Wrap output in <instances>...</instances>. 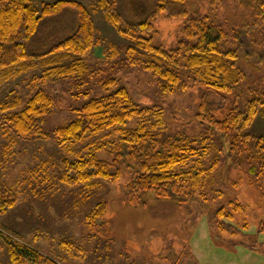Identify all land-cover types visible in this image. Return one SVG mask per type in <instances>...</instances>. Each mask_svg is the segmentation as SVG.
<instances>
[{
  "label": "rangeland",
  "instance_id": "374dc122",
  "mask_svg": "<svg viewBox=\"0 0 264 264\" xmlns=\"http://www.w3.org/2000/svg\"><path fill=\"white\" fill-rule=\"evenodd\" d=\"M61 0H32L38 9ZM91 11L98 45L87 57L89 72L82 78H51L34 82L44 68L34 69L0 86V103L14 102L18 97L24 108L33 94L43 89L55 96V107L48 116L44 131L48 140H22L10 128L4 130L0 119V182L9 184L18 196L16 206L0 216V231L14 240L39 250L59 264H264V181L255 182L245 153L232 151L230 141L218 140L220 164L201 196L186 203L158 200L153 193L134 198L129 186L137 176V167L124 163L122 177L112 183L99 180L96 187H69L60 182L62 161L87 155L89 148L106 141L115 142L114 130L91 136L77 145L58 147L54 132L77 120L73 111L87 98L103 96L116 88L102 89L98 80L114 75L119 85L127 88L141 106L157 105L165 110L166 130L184 132L199 137L204 129L196 115L203 101L213 103L222 112L245 110L251 100L245 95L264 92V22L253 25L255 16L237 1L218 2L215 14L229 19L240 29L236 43L244 72L239 89L222 97L207 90L191 76H183L187 89L172 94L163 93L162 82L140 68L114 73L112 68L122 62L131 42L120 36L97 8L98 0H75ZM124 23H141L151 18L157 0H110ZM152 20L153 41L165 50L175 48L183 40V30L195 15H214L213 0H188L184 7L171 6ZM164 4V3H162ZM185 9L187 16L172 17L174 11ZM73 11L46 20L29 46L32 53H42L51 44L49 35L61 31L69 37L75 31ZM114 46L119 56L113 60L109 48ZM67 61L65 64H69ZM82 93L81 95H78ZM136 127L135 121L128 125ZM241 132L264 137V116L258 115ZM100 159L112 161L104 152ZM212 157V155H211ZM211 157L204 161L208 166ZM133 199V202L131 200ZM231 202L243 207L234 221L226 220L221 229L215 213ZM99 203H107L104 221L90 228L87 217ZM0 264H11L6 246L0 251Z\"/></svg>",
  "mask_w": 264,
  "mask_h": 264
},
{
  "label": "trees",
  "instance_id": "16d2710c",
  "mask_svg": "<svg viewBox=\"0 0 264 264\" xmlns=\"http://www.w3.org/2000/svg\"><path fill=\"white\" fill-rule=\"evenodd\" d=\"M187 1L172 0L170 5L184 7ZM227 1L234 0H213L214 15L193 16L183 30L184 39L175 48L165 50L154 44L152 20L169 6L166 0H157L151 18L137 24L123 22L115 10V1L98 0V10L120 36L131 42L122 62L112 68L113 72L140 68L158 78L166 94L184 92L187 89L183 80L185 75L220 97L236 93L245 76L238 67L237 48L232 47L236 43L230 41L239 40L241 31L229 19L221 21L215 14L218 2ZM235 1L240 8L253 12L254 26L259 21L264 22V0ZM68 11H73L76 17L74 33L65 38L60 37L61 31H53L49 35L51 44L45 51L30 52L29 46L42 24ZM170 16L185 17L187 11H174ZM97 45L91 11L79 1L61 0L38 9L32 0H0V86L41 67L44 68L43 74L34 82L82 78L89 72L86 59ZM109 50L113 60L119 56L116 47L111 46ZM67 61L70 63L65 64ZM98 86L116 90L103 96L83 94L87 100L81 107L73 109L77 120L55 130V143L61 148L77 145L91 136L111 130L115 131L117 141L94 145L87 155L74 161L64 159L62 184L96 187L99 180L115 183L121 179V167L126 163L137 167V176L129 186L134 198L139 194L153 193L158 200L186 203L196 196L202 197L201 192L214 176L220 164L218 140L230 141L236 154L245 153L255 182L264 181V137L252 139L241 132L258 115L264 116V92L245 95L251 100L246 103L244 111L233 109L224 113L213 103L203 101L196 119L204 129L199 137L193 138L184 132L167 131L165 110L157 105L141 106L127 88L119 85L114 75L103 76L102 73ZM21 106L18 97L14 102L0 103L4 130L8 125L22 140H48L50 137L44 131V125L54 110L55 96L41 89L31 96L24 108ZM132 121L136 127L129 128ZM101 152L107 153L112 161L100 159ZM209 157L211 162L206 166L204 161ZM17 202L14 189L0 182V216L14 208ZM107 210V203H99L87 217L89 227L104 221ZM240 212L243 207L234 202L229 207L219 208L215 213L218 227H226V220L234 221ZM259 231L264 233V223ZM4 246L8 249L11 264H59L34 247L0 231V251Z\"/></svg>",
  "mask_w": 264,
  "mask_h": 264
}]
</instances>
